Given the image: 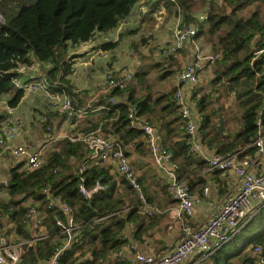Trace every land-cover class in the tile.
Wrapping results in <instances>:
<instances>
[{
  "label": "trees",
  "instance_id": "16d2710c",
  "mask_svg": "<svg viewBox=\"0 0 264 264\" xmlns=\"http://www.w3.org/2000/svg\"><path fill=\"white\" fill-rule=\"evenodd\" d=\"M224 2L221 6L211 0H175V3L170 0H152L144 4L147 8L144 17L151 19L161 10L173 19L181 15L185 24L193 23L197 15L203 14L206 17L196 25L198 32L195 40L207 43L215 55V76L211 77L210 86L214 90L224 80L231 90L229 92H234L233 102L239 101L241 109L239 130L224 137L225 130L219 131V119L224 120V114L213 109V95L210 97L208 91L207 94L203 93L201 85L195 88L191 101L195 103V110L201 117L198 134L202 142L215 149L217 154L248 146L256 135L257 119H260L264 127V53L255 56L264 50V0ZM138 7L139 0H0V12L4 19L0 26V99L11 91L13 93L8 99V105L14 108L19 104L25 92L16 88L13 82L27 81L32 74L27 67L35 62L51 64L45 76L53 83L59 70L66 66L65 57L69 48L89 41L95 33L107 34L113 31L119 22L130 18ZM4 13H7V19ZM115 45L117 43H103L100 47L106 51ZM164 60L171 62L173 56ZM159 67L161 65L156 63L152 68ZM26 73L27 79L23 80V74ZM171 73H163L160 78ZM147 76V71L137 72L125 91H113L111 96L115 98L114 104L100 110L103 117L98 122H102V125L94 126L85 134L99 130L126 148L127 143L142 136L140 130L130 127L127 120L129 107L135 106L136 117L144 118L151 125L152 121L147 116L153 111V105L163 104L162 112L167 113L169 121H164L158 129V135L163 139L160 145L173 153V160L178 164V179L186 181L183 175L186 163L194 164L199 171H203L207 168V162L189 153L184 124L173 100L176 87L152 101L149 91H146L149 89L146 85ZM51 89L54 92H65L62 81ZM136 89L141 92L145 90V93L137 96ZM65 93L77 103L70 96L71 91ZM105 100L104 95L99 96L92 107L104 104ZM91 112L89 110L88 113ZM156 120L161 121L162 118L159 116ZM180 126V140L168 143L170 135L179 131ZM252 151L249 148L245 153ZM88 157V150L82 142L63 139L45 150L38 169L28 170L23 163H19L4 171L6 184L0 186V192L6 193L7 202L0 199L2 215L8 213L15 223L16 231L26 238V203L32 200L45 215L42 226L49 235L48 239L35 243L23 256L21 263L48 261L55 249L62 245L64 237L54 219L64 218L61 212L47 208L48 196L60 197L67 202L79 226L80 241L61 254L60 264H77L87 254L91 255L92 260H83L78 264H111L108 262L111 255L117 254L127 245L123 236L130 223L135 225V230L134 226L128 227L133 230L134 240H139L144 233L146 217L141 215L142 203L128 182L121 176L116 180L103 163L90 165L80 174L79 170ZM81 180L87 190L94 188L96 183L103 189L94 193L90 199H85L78 190ZM186 182L190 183L188 180ZM263 212L264 209H261L255 214L207 261L210 264L255 262L257 256L253 253L254 247L264 242ZM153 215L150 217L153 218ZM242 232L248 233L247 239L240 248L228 250ZM116 259L113 264H124Z\"/></svg>",
  "mask_w": 264,
  "mask_h": 264
},
{
  "label": "built area",
  "instance_id": "2783aa9c",
  "mask_svg": "<svg viewBox=\"0 0 264 264\" xmlns=\"http://www.w3.org/2000/svg\"><path fill=\"white\" fill-rule=\"evenodd\" d=\"M152 0H139L137 13L142 17L147 13L144 5ZM155 1V0H153ZM175 3V0H170ZM206 19L200 14L195 17L193 23L185 24L181 17L175 21L172 30V39L160 49L163 58L178 55L185 48L190 49L191 61L177 75V85L174 92V102L178 108L179 116L184 124V134L189 153L201 155V137L198 134L201 119L195 110V103L191 101L194 90L201 82V75L206 67H210L215 62L213 55H203L199 44L195 40L198 32L197 24ZM4 23L0 12V26ZM131 23V20L123 19L114 29L115 38L103 37L104 43H115L118 40L120 30ZM102 34L95 33L89 41L79 43L73 48L82 51H95L93 57H103L104 51L100 47L99 40ZM264 50L255 54L258 56ZM91 58L84 55H69L65 58V67L57 73L53 83H50L45 71L51 68L49 62L31 64L27 70L31 72L29 79L25 82L14 81L16 88L25 93H41L49 100V108L54 115H60L66 121L81 119L90 111L104 110L107 106L114 104L113 91H125L133 82L135 77L134 67H123L116 71L106 73L101 83V90L94 96L93 100L99 96H105L104 104L92 107L90 101L87 108H81L73 102L65 92H54L51 88L57 87L64 70L74 72L79 66L87 64ZM59 75V76H58ZM94 108V109H93ZM127 120L130 127L142 132V137L147 145L156 169L164 174L168 183V190L175 202L174 211L176 219L181 225V237L178 243L169 251L161 255H143L135 253L134 264H183L185 260L196 257L198 262L209 258L215 252L226 245L239 230L261 209H264V127L260 119H257V132L253 141L244 148L223 154L214 153L207 159L205 174L221 172L226 178H234L236 191L228 193L221 203L214 209L211 215L201 226L192 228L188 225L189 218L193 215L194 207L200 202L198 196L194 195L189 184L178 179V164L173 160V153L160 145L153 127L147 120L136 117L135 106L129 107ZM14 108L5 106L0 110V156L21 160L28 170L38 169L41 166V156L39 152H33L28 146L11 144L17 140L23 131L21 121L15 120ZM46 131H50L49 126H45ZM78 141L82 142L88 150L89 157L80 170L81 174L88 166L112 162L116 165L118 173L123 177L137 198L142 203V215L149 218L153 214L163 213L157 206L148 204L143 195L140 183L130 166V160L123 148L115 138L102 134L99 130L81 136ZM252 148L251 153H245ZM103 188L96 183L94 188L87 190L82 180L78 184V190L85 199ZM47 192V189L44 190ZM47 208L57 210L62 213L63 220L54 219L55 225L63 235V245L56 248L47 264H60L61 254L69 249L72 244L79 242V226L75 223L72 210L67 202L60 197L48 196ZM1 216V211H0ZM45 215L41 213L39 206L32 204L25 214V223L29 237L21 242L9 245L4 241L0 243V264H19L29 249L37 242L48 239L49 235L44 232L42 226ZM133 228V224L128 225ZM43 230V231H42ZM125 248L134 250L135 246L128 236ZM253 252L257 255V260L252 264H264V242L254 247ZM122 250L115 254V258H123Z\"/></svg>",
  "mask_w": 264,
  "mask_h": 264
},
{
  "label": "crops",
  "instance_id": "0c3cea01",
  "mask_svg": "<svg viewBox=\"0 0 264 264\" xmlns=\"http://www.w3.org/2000/svg\"><path fill=\"white\" fill-rule=\"evenodd\" d=\"M130 18L134 19L133 24L126 25L122 31L118 34V40L115 43H118L124 36H129L128 33L132 30L130 27L137 25L135 28H140V26L145 21V18L151 19L150 17H142L138 16L137 9L132 12ZM108 36L111 38H115V31H111L107 34H102V37L99 40L100 46L104 43L103 37ZM122 37V38H121ZM121 38V39H120ZM172 39V37H171ZM171 41V40H170ZM170 41L168 43H170ZM167 43V44H168ZM112 44V43H110ZM114 44V43H113ZM199 44V43H198ZM93 51H82L76 50L75 48H69L67 52V56L69 55H84L87 58H91L94 54ZM106 51H104L105 53ZM154 56V55H153ZM65 57V58H66ZM176 60H163L156 63H159L161 67L158 69L151 68L150 66L142 64L139 66L132 65L134 67L135 72L147 71L148 76L146 77V85L150 80L151 75L156 78V83L146 91H149L151 95V100L154 101L158 96L168 93L173 90L177 85V74L183 70V68L190 63V49L185 48L178 56H175ZM183 59H186V62L183 63ZM101 58L93 57L91 60L84 65L78 67L80 72L75 74L78 75V79L76 76L70 75L72 72H69L65 69L63 75L60 77V81H62L64 85V91L70 92L73 84L76 87L74 91V95H78L81 97L80 100L76 102L79 104L81 108H87V105L90 101L93 100L94 96L101 90V81H97V77L94 78L96 74L95 69H103V74L106 69H104V65L101 62ZM158 61V60H157ZM135 63V60H132L131 63ZM155 63V64H156ZM169 64H172L170 66ZM147 67V68H146ZM153 67V66H152ZM142 69V71H141ZM166 72H176L175 73V83L166 82L168 76L164 78H160L157 75L158 70H166ZM154 71V72H152ZM68 72V73H66ZM94 73V74H93ZM93 74V75H92ZM203 74V73H202ZM23 80L27 79V75L23 74ZM59 76V75H58ZM102 77V76H98ZM104 78V77H103ZM202 79V78H201ZM151 81V80H150ZM202 81V80H201ZM201 83V82H200ZM151 87V88H150ZM166 87V88H165ZM145 93V90L142 92L139 89H136V95L141 96ZM125 93V95H127ZM72 97V95H70ZM192 96V95H191ZM31 98L28 106L25 107L28 98ZM191 98V97H190ZM73 99V97H72ZM99 97L94 99L91 102V106L95 101H98ZM74 100V99H73ZM8 106V99H0V110L3 111V108ZM163 104L153 105V111L147 116L152 122L151 126L153 127L154 133L157 136L159 143L163 141L161 135L158 134L159 127L166 121L167 113L162 112ZM26 108V109H25ZM28 112L24 113L25 110ZM103 112L100 110L93 111L88 113L81 119H76L72 121H66L60 115H54L49 108L48 99L41 93H25L24 97L21 99L19 104L14 107V118L15 120L21 121L23 124V131L20 133L19 137L15 142H13L12 146L17 145H25L30 146L29 148L33 152H39L42 157L45 150L51 148L57 142L63 139H70L71 141H78V139L83 136L86 132H89L94 126L102 125V122H98L103 116ZM199 115V114H198ZM162 118L161 121H157L156 118ZM147 117H145L147 119ZM199 118L201 119L200 115ZM169 121V120H167ZM45 126H49L50 131H46ZM173 128L170 127V129ZM169 129V130H170ZM239 128L235 132H237ZM234 132V133H235ZM182 133V126L179 127V131L174 132L169 137L168 143H174L180 140V135ZM230 133V134H228ZM232 133V134H234ZM231 131L224 132V137H228L232 135ZM32 142H35L32 144ZM202 146L201 155H195L199 160H204L207 162V159L215 153V149L206 146L202 140H200ZM33 145V147L31 146ZM125 148L126 154L130 160V166L134 171L135 175L139 179L143 195L147 202L151 205L157 206L163 212L161 214H154L153 218L150 217L144 218L146 229L144 233L141 234L139 240H134L132 237L133 230L126 227L125 235L133 241L134 250H127L125 247L122 249L123 258L121 260L116 259L115 255H111L109 259V263L113 264V261L123 262L124 264H134V255L135 253L143 254V255H161L165 252L171 250L180 240L181 237V225L180 222L176 219L174 211L175 202L171 197V194L168 190V183L166 176L160 173L153 162L151 154L147 145L144 142V138L141 136L139 139H135L129 143H127ZM13 158L9 157V155L0 156V186H5L6 180L4 176V171L14 166L11 163ZM15 160V159H14ZM17 164L21 163V160H16ZM187 164V163H186ZM183 167V175L186 177V181L188 180L190 183L191 191L194 195L198 196L200 202L194 207L193 215L189 218L188 225L192 228H196L205 223L208 216L214 211V209L221 203L224 197L230 193L235 192L236 187L233 185L235 183L234 178H226L221 172L213 173V174H205V170L199 171L198 168L194 164H187ZM103 165L109 168V173L111 176L115 177L118 180L120 174L116 168V165L112 162H105ZM0 199H2V193H0ZM4 202V201H3ZM7 202V201H6ZM4 202V203H6ZM33 204L32 200H28V204L26 207H29ZM34 205H37L34 203ZM142 215V208H141ZM143 216V215H142ZM134 230H135V225ZM15 223H13L12 219L7 214L1 213L0 216V243L4 241L6 244L12 245L18 242H21L29 237L27 228L25 229L27 232V237L24 238L22 234L16 231ZM43 231V230H42ZM46 232V231H44ZM47 233V232H46ZM64 242H62L63 245ZM61 245V246H62ZM254 253V252H253ZM255 254V253H254ZM256 255V254H255ZM257 256V255H256ZM83 260H92L90 254L84 256ZM81 261H78L77 264ZM205 261V262H204ZM202 262H198V258L192 257L184 261L183 264H210V261L205 259ZM48 261H37L36 264H47ZM107 263V262H106ZM115 263V262H114ZM19 264H24L23 262Z\"/></svg>",
  "mask_w": 264,
  "mask_h": 264
},
{
  "label": "rangeland",
  "instance_id": "374dc122",
  "mask_svg": "<svg viewBox=\"0 0 264 264\" xmlns=\"http://www.w3.org/2000/svg\"><path fill=\"white\" fill-rule=\"evenodd\" d=\"M211 1H215L217 6H221L223 3H225L224 0H211ZM11 9L14 10V8L12 7ZM4 16L6 19L8 18L7 13H4ZM138 16L140 17L141 15L138 14ZM179 17H181V15H179ZM177 18L173 19L171 16L167 15L166 11L164 13V11L161 10L160 12H158V14L153 15L152 19L145 18V21L140 26V28H135L137 25L130 27L134 31L130 30L128 32L130 34L129 36H124L120 40V42H118L117 45H115L114 48L106 50L104 56L100 57L102 59L101 62L105 64L104 69H106V71H104L103 74V69L101 70L99 68H96L95 71L96 73L99 74H96L94 78L97 77V81H101L104 80L103 77L108 72L116 71L123 67H129V66L132 67V65L136 66V64L137 67L139 66V64H142L143 67L145 65H148L150 66L149 70H152L151 68L156 62L164 60V58L161 57L159 50L163 48L171 40L172 30L174 28L175 21ZM129 19L131 20L130 25L133 24L134 19L133 18H129ZM122 29L120 30V32L122 31ZM144 40L145 42H143ZM197 43H199L203 55H214L213 53H211L210 47L209 45H207V43L203 42L202 40H200V42ZM175 56H173L174 60L177 59ZM132 60H135L136 62L131 63ZM182 61L183 63H185L186 59H183ZM214 68L215 65H211L210 67H207L204 70L203 74L201 75L202 81L200 83L201 84L200 89H204L203 93L205 94H207L208 91L210 97L211 95H213V97H211L213 99L212 107L213 109L215 108L216 111H219L220 114L222 115L224 114L223 129L224 130L227 129L228 132L231 131L232 134L237 130V128H240L241 109H240L239 101L233 102L234 92H229L231 90L227 87L224 80L218 83L215 86V89L212 90V87L210 86V79L211 77L215 76L213 74ZM77 69L74 72H72L70 75L76 76L75 74H77L78 72H80V70H82L79 69L77 71ZM165 71H168V69L158 70L156 73L158 76H161L163 73H165ZM175 73L176 72H172V74L168 77V80L165 81V83L171 82L174 84L176 80ZM98 76H102V77L98 78ZM79 77L77 75L75 78L78 79ZM150 80L148 82V85L152 87L154 85V82L156 83V78L153 75H151ZM75 89L76 87L73 84L70 91L73 99L77 101L80 100L81 97L78 95H74ZM200 89L197 90L199 91ZM12 93L13 92L10 91L4 94L3 96H1V99H6V100L9 99L12 96ZM30 100L31 98L29 97L27 103L25 104V107L28 106ZM26 112H28V110L24 111V113ZM33 143L35 142H32V144ZM32 144L31 146L33 147ZM16 160L17 159L14 160V158L11 160V163L14 166L17 165ZM0 193H2V201L6 202V193L4 191ZM26 204H28V202ZM247 237H248V233L242 232L237 237L238 240L235 242L236 244L234 243L231 246V249L228 248V250H235L236 248H240V245L247 239ZM248 250H250V248Z\"/></svg>",
  "mask_w": 264,
  "mask_h": 264
},
{
  "label": "water",
  "instance_id": "95a60500",
  "mask_svg": "<svg viewBox=\"0 0 264 264\" xmlns=\"http://www.w3.org/2000/svg\"><path fill=\"white\" fill-rule=\"evenodd\" d=\"M219 124H220V126H219V131H223V120H222V118H220L219 119Z\"/></svg>",
  "mask_w": 264,
  "mask_h": 264
}]
</instances>
